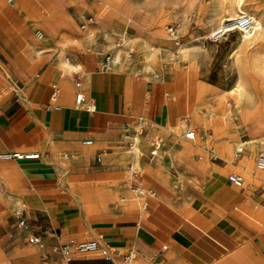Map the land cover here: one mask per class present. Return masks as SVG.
I'll return each mask as SVG.
<instances>
[{
    "label": "crops",
    "instance_id": "crops-1",
    "mask_svg": "<svg viewBox=\"0 0 264 264\" xmlns=\"http://www.w3.org/2000/svg\"><path fill=\"white\" fill-rule=\"evenodd\" d=\"M31 1L23 0L22 4L34 6ZM48 1L51 5L53 0ZM60 2L64 4L65 1ZM10 4L0 1V60L5 59L10 64L21 83L11 80L5 66L0 65L5 73L0 88L12 82L9 86L14 89L0 101V153L33 151L39 156L11 157V161L0 162V175L9 188V192L0 195V202L11 199L14 204L27 206L28 217L24 216L30 227L25 229L17 225L13 228L17 246L3 251L4 254L0 251V261L8 263L6 257L9 256H14L12 264L33 261V248L24 244L22 237L25 240L28 234L35 233L43 242V247L37 245L39 255L44 258L47 253L54 254L52 262L59 254L53 253L50 247L62 242L66 236L97 238L99 246L104 248L132 247L135 250L132 252L133 264H182L176 252L183 253L190 264H219L222 260L215 255L227 247L225 237L228 236L238 241L251 240L260 262H264V227L260 228L264 226V209L253 211L246 186H235L227 179L225 170L231 167L208 169L211 149L196 147L188 153L190 159L184 158L183 167L175 156L178 147L171 150L163 142L154 163H142L140 153L135 158L136 150H124L126 153L113 150L123 146L120 132L126 122L143 115L152 130L154 125L173 126L180 116L195 109L201 88L217 86L203 72L202 60L199 59L196 66L177 67L163 76L145 77L118 69L116 66L119 65L115 64L121 61L114 62L112 58V65L104 67V55L96 49L81 48L77 45L78 37H73L66 50L71 62L69 69L59 65L58 56L53 61L43 62L40 73H27L26 68L32 69L35 64L25 57L24 45L28 43L34 47L28 39L32 27L38 29V24L16 0ZM15 9L24 11L25 15L20 17ZM46 11L35 15L42 21L41 27L51 19ZM65 21L67 19L61 14L52 20L51 26L62 32ZM89 24L81 29L85 30ZM58 36V32L53 37L47 33L38 40L53 42ZM78 67L83 74L79 87L75 85ZM54 87L57 91L52 101L50 96ZM10 91L16 94L22 91L24 96L8 97ZM78 91L83 93L86 103L94 105L93 111L76 105ZM162 134L156 135L162 138ZM88 139L89 143L86 142ZM141 146L148 148L146 142ZM196 150L206 158L199 165L192 157ZM102 151L105 153L100 155ZM171 152L175 167L184 172L181 183L170 173V168L156 172L159 162L165 161ZM124 165L131 172L148 165L151 176L158 182L152 183L145 177L141 182L145 196L160 201L149 205L145 215L131 208L140 198L131 183L128 190L119 182L123 179L116 180L119 174L125 176ZM191 173L199 180L192 178ZM17 175L25 183L21 190H15L13 176ZM261 177L264 176L254 175L256 179ZM184 183L199 188L202 194L184 200L182 209L173 207L168 200L178 188L176 186ZM241 219L245 223L254 222L255 228H259L257 235L252 238L242 231L236 223ZM163 248H167L165 259L149 260L148 253ZM136 252L139 255L136 256ZM77 259L74 256L72 264L75 261L74 264H83ZM228 259L223 264H247L249 260L248 253L241 250ZM91 263L104 264L100 260Z\"/></svg>",
    "mask_w": 264,
    "mask_h": 264
},
{
    "label": "rangeland",
    "instance_id": "rangeland-1",
    "mask_svg": "<svg viewBox=\"0 0 264 264\" xmlns=\"http://www.w3.org/2000/svg\"><path fill=\"white\" fill-rule=\"evenodd\" d=\"M0 1L11 5L10 2L13 0ZM16 1L22 6L23 10L27 11V15L36 20L38 24V29L35 26L32 27L31 37L28 39V42L34 43L35 46L30 47V45L26 43L25 51H23L25 57H29V60L35 64L32 69L28 67L26 68L27 73H30L31 71H34V74L40 73L44 67V65H41L43 62L46 60L53 61L58 56L59 65L65 63V56L67 57V55H69L66 50L69 49V45L72 43V38L78 37L72 29L65 27L64 31L58 32V39L63 40L64 44L59 45L55 41H39L35 36V31L36 29H41L43 23L40 19L36 18L35 15L39 12H45V10H47L46 13H49L51 19H48L44 23V26L51 23L52 20L59 15L63 14L65 17L67 14L68 18L79 30L78 33L84 31L78 26L81 17L86 15L97 17V23H90L88 25L93 26V32L90 38L86 39L78 37L77 45L83 49H96L104 56L107 54L111 55L114 46L122 48L123 51L121 52V56L123 55V57L121 63L115 64L119 65L116 67L121 70H128L145 77H149L150 75L163 76L177 67L196 66L199 59H201L204 63L203 72L205 75H209L210 79L217 84V86H206V88H201L199 99L194 109L207 122V125L198 124L192 114L182 117L185 120V123L178 129L177 133L174 134L176 141L175 145L178 147L181 142L189 144L194 143L195 141L202 142L207 138H213L216 128L218 127L217 120L220 107L223 104L226 107L228 106L232 108L228 126L225 128V131L224 129H220L218 136H222L225 132L228 139H230L232 145L231 153L234 157V162L233 164L228 163L223 151L221 152L218 150L217 139L213 138V141L211 140L210 142L209 149L213 148L215 151L210 150L207 158L208 169L224 168L226 165L231 167L232 169L227 168L225 170L227 179L229 180L228 175L230 173L242 175L243 186H246L245 190L250 196L251 209L253 211L260 208L264 209V177L250 180L246 178L241 169L234 166L237 164L238 160L242 159L244 156L246 159H250L251 153L245 151L247 148L245 145L243 146V150L235 153L236 143L233 142L234 137L243 140H250V138L253 137L254 139H251L253 141H264V63L257 64L253 61V50H255V48L250 42H242L240 40L239 30H234L228 35H223L216 39L207 38L210 37L212 32H215L224 21L226 14L223 13V7H228L230 2H233L234 0H134L137 7L134 10L135 13L133 12L131 17L127 14L119 13L124 10L127 0H116L113 8H106L103 11L100 6L93 5L96 0H78L77 2L74 0H63L65 1L64 4H61L60 0H53L51 5H49L48 0H32L31 3L34 2V6L30 7H28V5H23V0ZM13 4L16 5L15 3ZM244 8L248 11L251 10V12L256 10L255 12L264 17V0H245ZM15 10L20 17L25 15L24 11ZM100 11H102L101 16L97 15ZM143 14L147 17L145 18ZM127 18L130 19L128 28H126L128 24L125 23ZM113 22L115 23L113 24ZM124 29L126 30V41L124 44H120V37L123 36ZM206 35L207 37H205ZM129 37L130 39H128ZM129 40H132L133 42L141 40L142 45L144 43L151 44L155 51L153 58L150 60L144 59L142 53H138L137 46L135 49L136 44H132ZM89 43L92 44L88 48ZM128 51H130V53ZM1 64L4 65L6 70L10 73L9 78L20 84L21 81L9 66L10 64H8L5 59L0 61V65ZM65 65H68V67L71 66L69 63H66ZM3 73L4 70L0 69V81L4 80L2 75H5V73ZM239 75L244 76L246 79L247 88L250 92V99L244 102L240 111L232 105H227L222 98V93H225L227 89H230L235 85ZM12 95H17L19 97L24 96V93L20 91L16 94L15 91H10L8 97ZM194 127L197 128L198 134L195 133L194 139L186 138L184 136V130L187 128L193 129ZM163 130L164 129L159 125H154L152 130L149 129L148 121V125L146 126V132H148L147 135L142 138L141 143L146 142L148 144V138L151 135L158 134L160 136ZM140 148L142 152L147 153L148 148H143L141 144ZM259 149H261V147ZM113 150L118 153H126L124 152V146L114 147ZM171 154L172 152L167 157ZM258 156L259 153L254 155L253 164H255ZM192 157L198 161L206 160L205 155L197 150L192 153ZM156 158L153 161H150L145 155H141L140 157L142 163H154ZM12 159L13 158H0V162L11 161ZM144 168H135V171L131 172L128 166L124 165L123 170L125 171V176L119 174V178L116 180L123 179L119 182L121 184L123 183L126 189L130 190V188H128L130 183L132 186L136 183H143L142 172ZM170 171H172V168H170ZM183 174L184 172L181 171L178 183H181L184 179ZM191 175L195 180H199L194 174L191 173ZM13 178L16 180L15 190L25 188V183L21 177L17 175L13 176ZM176 187L178 188L172 192L173 196L168 200L173 207L182 209V203L184 200L191 198L193 195L202 194L199 188L193 187L190 184L184 183L182 186ZM7 192H9V188L6 186L3 175H0V195H5ZM144 202H146V208H143ZM159 202L160 201L154 200L152 197H142L140 195L137 205L133 204L131 208L132 210L136 209L142 215H145L148 211L149 205H155ZM0 203V251L3 253V251L17 246L16 236L13 233V228L17 227V214L22 211L23 215H27L28 217V212L27 206L23 203L14 204L11 199H6ZM254 205H257V207ZM262 215H264V213H262ZM236 223L237 226L247 233L249 237L253 238L259 232V228H255V224H253L254 222L245 223V221L241 219L236 220ZM261 227L264 226H260V228ZM23 238L24 237H22V242L33 248L32 252L35 256L33 261H29L28 263L25 262V264H64L60 255H56L54 262L51 261L54 254L50 256V254L47 253V256L43 258L39 255L37 245L29 243L26 237L25 240ZM225 238L228 240L227 247L222 248V250L215 255L217 259L219 258V261L222 260L219 264L226 263L230 256H233L235 252L240 250L248 253L249 260L247 261V264H264V262H260V257H258L251 240L238 241L228 236ZM83 239H86V237L81 236L75 238L73 236H66L62 241H79ZM93 239L99 242L97 238ZM44 246L46 245L44 244ZM166 249L167 248L155 250L151 254L148 253L147 256L150 261L154 262L159 258L161 259L165 257ZM133 251L135 250L132 247L111 246L109 248H104L99 246L96 253L87 256L88 259H84L85 256L82 255L74 256L78 258L77 261L83 262V264H90L95 260H100L104 264H126L127 262L124 260L125 254ZM175 254L182 259V264H190L183 253L176 252ZM137 255L139 254L136 252V256ZM13 258L14 256H9L6 257V260L9 264H12ZM130 262H132V260Z\"/></svg>",
    "mask_w": 264,
    "mask_h": 264
},
{
    "label": "bare ground",
    "instance_id": "bare-ground-1",
    "mask_svg": "<svg viewBox=\"0 0 264 264\" xmlns=\"http://www.w3.org/2000/svg\"><path fill=\"white\" fill-rule=\"evenodd\" d=\"M74 1L77 2L78 0H74ZM115 2H116V0H96L93 3V5L100 6V8L103 11L106 8H109V9L110 8H113ZM116 6H117V4H116ZM244 6H245V0H234L233 2H230L229 6H228L229 8L228 7H223L222 10H223V13L226 14V17L224 18V21L225 22L223 21L222 24H221V26L219 28H222V27L226 26L227 25L226 24L227 21L232 20L233 18H235L240 13L246 14L250 18L251 22H250V25L248 27H243L242 29L239 30L240 31V40L242 42H250L252 44V46L255 48V50H253L254 51L253 61L255 63H257V64L258 63L259 64L260 63H264V17H262L257 12H255L256 10H253L252 12H251V10L250 11L246 10L244 8ZM136 7L137 6H136L134 0H127V2L125 3V6H124V10L121 11V12H119V13L127 14L128 16L131 17V15L133 14V12H134V10H135ZM120 8H122V7H120ZM102 11H100L99 13H97V15H100L101 16ZM107 13H108V11H107ZM139 15H140V13H139ZM108 17H109V15H108ZM146 17L147 16H145V18ZM112 18H114V17H112ZM112 18H111V20H112ZM65 19H67V21H65V23H66V26L65 27L68 28V29H72L75 32V34H77V36L79 38H86V39H89L90 38V36H91V34L93 32V26L92 25L91 26H88L87 29H85L81 33H78L79 30L73 24V22L68 18L67 14L65 16ZM129 22H130V19L127 18L125 20V23L128 24L126 28H128ZM114 23L115 22H113V24ZM134 24H135V22H134ZM136 28H137V26H136ZM140 28H141V26H140ZM56 32H60V31L55 30V28H53L51 26V23H49L46 26H43V27H41V29H39V30L36 31V38L37 39H43L44 37H46V34L47 33L48 34L50 33V36L53 37V36H55ZM215 32H212V34H214ZM125 33H126V31H123L124 43L126 41V38H125L126 34ZM205 37H207V35ZM128 39H130V37ZM55 41L59 45L64 44V41L61 40V39H56ZM129 41H131L132 44H136L135 45V49H136V46H137L138 53H142V56H143L144 59L150 60L151 58H153L155 51H154L153 46L151 44L144 43L142 45V41L141 40H136L135 42H133L132 40H129ZM31 46H35V44H33ZM140 50H141V52H140ZM122 51H123L122 48H118V47L114 46L113 52H112V57H111L114 62L121 61V59L123 57V55L121 56V52ZM185 55H186V53H185ZM65 59H66L65 63H62L61 67L63 69H69L71 66L68 67V65H65V64L66 63H69L71 65V62L68 60V57H66V56H65ZM191 60H193V59H191ZM222 98L225 100V102H226L227 105H229V106L232 105L233 107H235L236 109H238V111H240V109L242 108L244 102H246L248 99H250V92H249V90L247 88V81L244 78V76L239 75L238 78H237V80H236V82H235V85L233 87H231L230 89H227L225 93H222ZM231 109L232 108H230L228 106L226 107L223 104L220 107V112L218 113V120H217L218 121V123H217L218 124V127L216 128V131H215V134H214L213 138L214 139H217V143H218L217 144V147H218V150L221 151V152L223 151V153L225 154V156H226V158L228 160V163L233 164L234 157L232 156V153H231L232 145L230 143V139H228V136L225 134V132H224V134L222 136H218V133H219L220 129H224V131H225V128L228 126V121H229V119L231 117V114H230V112L232 111ZM189 114H192L193 118L196 120V122L198 124H200V125H203V124L204 125H207V122L202 118V116H200L198 114V112L196 110H193ZM188 115L180 116L178 118L177 123L175 125L172 124L173 126H169V125L161 126L162 129H164L162 131L163 134H162V138H161V144H162V142L163 143L164 142L167 143L166 144L167 147H169L171 150L174 149V148H176V145H175L176 144V141H175V138H174V136H175L174 134H176L177 131H178V129L181 126H183L184 123H185V120L182 117H185V116H188ZM243 117H244V115H243ZM193 130H194V132L196 134H198V131H197V128L196 127H194ZM185 131L186 130H184V136H185ZM195 133H194V136H193L192 139L195 138ZM213 138H211V139L207 138L206 140H204L202 142H200V141L199 142L198 141L196 142L195 141L194 143H189V144L188 143H185V142H181L180 145L178 146V154L175 155L176 158L179 160V164L181 165V167H183L182 162H184V158L187 157L188 159H190L188 157V153L190 151H193L196 147H200V148H204V149H209L210 142H211V140L213 141ZM252 138H250V140L249 139L243 140V139H240V138L239 139H236L235 137L233 138V142L236 143L235 144V148H236L235 153H238V150L239 149L243 150L244 149V147H243L244 145L247 147L245 151H248V152L251 153L250 159H246L245 156H244L242 159H239L238 162H237V164H235L234 166L237 167V168H239V169H241L244 172L246 178H248L250 180H256V178H254V175L264 176V169H262V168H264V159L261 158V154H264V141H261V140L253 141V140H251ZM192 139H190V140H192ZM146 145H148V144L146 143ZM260 147H261V149H259ZM138 150L141 151L140 149H138ZM138 150L135 151V155H134L135 158H137L139 156V153L140 152ZM211 150L212 151L213 150L215 151V149H213V148H211ZM257 153H259V156L257 157V160H256L255 164H253L254 155H256ZM165 161H167L168 164L165 165ZM165 161L159 162V167L156 169V172H161L163 169L165 171H167L169 168H172V171H170V173L172 175H174L175 178L179 179L180 176H181V171L177 167H175V164L173 162L174 159H173L172 154L169 157H167L165 159ZM194 163L196 165H199L202 162L201 161H198V160H194ZM187 168H189V167H187ZM142 175H143V177H145L147 179H150L152 183H156V184L158 183V182H156V179L154 178V176L153 177L151 176L152 175V170L150 169V166H148V165L145 166V168H144V170L142 172ZM240 198H242V197L240 196ZM234 203H235V201H234ZM133 263L134 262L132 260V262H129L127 264H133ZM0 264H9V263L1 262L0 261Z\"/></svg>",
    "mask_w": 264,
    "mask_h": 264
},
{
    "label": "built area",
    "instance_id": "built-area-1",
    "mask_svg": "<svg viewBox=\"0 0 264 264\" xmlns=\"http://www.w3.org/2000/svg\"><path fill=\"white\" fill-rule=\"evenodd\" d=\"M9 1V0H8ZM98 18L93 15H86L79 19V27L84 28L86 24L97 23ZM250 18L244 14L240 13L232 20H229L226 22V26L219 28L213 35H211L210 39H216L218 37H221L223 35H228L230 32L234 30H240L243 27H248L250 25ZM121 43L124 44V39L120 37ZM130 53V51H129ZM112 65L111 55L107 54L105 56V62L104 67H109ZM77 75V79L75 81V85L79 87L81 85L80 78L82 77L81 68L78 67V69L75 71ZM12 83V82H11ZM10 83V84H11ZM9 83L3 87L0 88V101L1 99L7 94V92L11 89L14 90L13 87L9 86ZM56 91L57 88L54 87V92L51 94L50 98L52 101L56 98ZM75 103L79 107H83L88 111H93L94 105L86 103L85 97L81 91L76 92L75 94ZM148 125V120L145 116L140 115L133 119L132 121L126 122L120 132V137L123 142V146L125 147V150H128L130 152H133L135 150H138L140 148L141 140L144 136H146V126ZM185 136L187 138H193L194 136V130L193 129H186ZM86 142H90V140H86ZM161 145V138L158 135H151L148 138V150L147 153H144L142 151H139L141 155H145L150 161H153L156 157H158L159 149ZM141 149V148H140ZM238 151H241L239 149ZM105 151H102L100 155L104 154ZM39 156L38 152H25V151H11V152H1L0 158H16V159H22V158H37ZM261 158L264 159V154H261ZM99 159V157H97ZM229 180L235 185V186H242L243 185V177L237 173H230L228 175ZM131 188L136 190V192L141 195L142 197H145V192L142 189L141 183H136L134 186L131 184ZM146 205V202H144V206ZM18 220L17 225L29 229V225L27 223V219L23 215V212L20 211L18 214ZM27 241L31 244L38 245L39 247H43V242L41 240V237L35 233H30L27 235ZM99 248V244L95 239H83L79 241H62L60 243L53 244L50 249L53 253H57L60 255L62 261L64 264H72L74 255H82V256H89L92 253H96L97 249ZM134 257V254L132 252H128L124 256V260L128 263L131 261V259Z\"/></svg>",
    "mask_w": 264,
    "mask_h": 264
}]
</instances>
